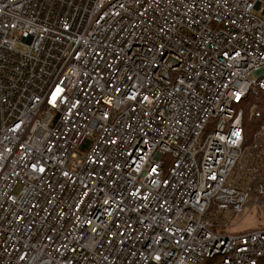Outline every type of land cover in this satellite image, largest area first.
<instances>
[{"label":"built area","instance_id":"obj_1","mask_svg":"<svg viewBox=\"0 0 264 264\" xmlns=\"http://www.w3.org/2000/svg\"><path fill=\"white\" fill-rule=\"evenodd\" d=\"M263 95L264 0H0V264H257Z\"/></svg>","mask_w":264,"mask_h":264},{"label":"trees","instance_id":"obj_2","mask_svg":"<svg viewBox=\"0 0 264 264\" xmlns=\"http://www.w3.org/2000/svg\"><path fill=\"white\" fill-rule=\"evenodd\" d=\"M262 97L260 98L261 101H259L258 103V108L253 111V114L250 117L247 115V109H244L245 113L242 118V127H243V136H244L245 142L250 141L252 139L253 134L255 133V131L257 130L258 126L260 125L261 121L264 118V105H263ZM256 213L260 214L258 211H256ZM263 226H264V214H263V218L261 222L260 221L257 222L255 226L251 228H247V229L233 231L231 233H227L225 230L219 229L218 224H217V219L212 218L210 229L213 232L217 231L218 234L229 235V234H240V233H244V232H248L252 230H257V229L262 228ZM257 264H264V257L260 258Z\"/></svg>","mask_w":264,"mask_h":264},{"label":"rangeland","instance_id":"obj_3","mask_svg":"<svg viewBox=\"0 0 264 264\" xmlns=\"http://www.w3.org/2000/svg\"><path fill=\"white\" fill-rule=\"evenodd\" d=\"M242 108L247 109V105H242ZM226 220V216L224 218V221ZM262 216L261 214H257L256 211L252 208H245L243 210V213L239 216H232L226 226L225 231L227 233H231L233 231L242 230L251 228L256 225L257 222H261Z\"/></svg>","mask_w":264,"mask_h":264},{"label":"crops","instance_id":"obj_4","mask_svg":"<svg viewBox=\"0 0 264 264\" xmlns=\"http://www.w3.org/2000/svg\"><path fill=\"white\" fill-rule=\"evenodd\" d=\"M224 229H225V227H224Z\"/></svg>","mask_w":264,"mask_h":264}]
</instances>
